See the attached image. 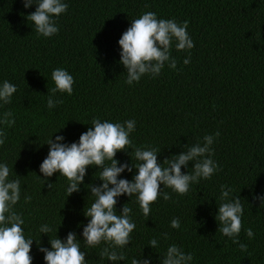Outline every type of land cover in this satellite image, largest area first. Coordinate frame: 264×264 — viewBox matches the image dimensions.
Masks as SVG:
<instances>
[{"label":"trees","instance_id":"trees-1","mask_svg":"<svg viewBox=\"0 0 264 264\" xmlns=\"http://www.w3.org/2000/svg\"><path fill=\"white\" fill-rule=\"evenodd\" d=\"M63 2L68 10L54 17L59 32L44 37L27 20L36 4L25 8L23 0H0V86L7 80L17 87L10 103L0 100V131L6 137L0 145V164L9 167V180L20 181V200L13 209L24 220L25 238L34 239L32 264H46L40 246L51 249V238L66 241L69 232L77 234L81 251L87 253L86 264H132L133 258L149 257L151 264H162L173 244L193 255L189 264H264V205L255 198L264 196V0ZM149 11L181 25L188 21L195 46L178 51L173 39L170 51L176 69L166 62L158 76L145 74L129 85L120 63L119 39L133 19ZM189 56L190 63L184 64ZM56 68L67 70L75 82L71 95L55 93L53 99L63 102L50 109L47 101ZM7 111L13 114L9 119H15L12 126L3 123ZM94 118L136 121L129 149L116 154L120 164H134L135 148L161 150L157 155L163 164L166 157L187 151L185 145H203L204 136L212 135V159L220 167L210 179L191 183L184 195L161 184L148 217L135 195L117 197V215L125 204L132 209L136 227L130 243L113 248L102 241L87 247L83 227L90 217L84 213L95 200L90 184L103 183L99 167L88 166L80 190L68 196V179L59 172L45 178L40 165L51 137L78 142L93 127ZM193 164L182 166V172H192ZM137 171L125 169L118 178L131 181ZM221 186L232 190L230 198L240 196L244 211L238 240L247 245L246 251L218 230ZM164 192L170 200L163 198ZM173 218H179L180 228L171 227ZM45 224L52 229L49 234L40 232ZM248 228L253 238L247 236ZM153 238L156 248L148 245ZM105 247L126 259L101 258Z\"/></svg>","mask_w":264,"mask_h":264},{"label":"clouds","instance_id":"clouds-1","mask_svg":"<svg viewBox=\"0 0 264 264\" xmlns=\"http://www.w3.org/2000/svg\"><path fill=\"white\" fill-rule=\"evenodd\" d=\"M24 7L29 8L36 4V10L27 15V20L34 24V30L44 37H51L59 32L54 17H59L68 10V4L63 0H23ZM188 21L178 24L175 19H158L155 12H145L139 18L133 19L131 26L119 39L121 46L120 63L127 70L126 83L131 85L139 82L145 74L156 77L160 74L165 63L176 69L177 61L171 56L172 41L175 39L176 49H192L195 45L188 32ZM190 63V56L184 60V64ZM52 80L55 87L50 91L47 106L51 109L62 103V100H54L56 92L68 95L73 93L74 77L65 69L56 68L52 72ZM17 91L16 85L5 80L0 86V100L5 104L11 102L13 93ZM12 113H4L3 123L12 126L15 119ZM93 127L82 133L78 142L64 143L65 137L58 135L53 140L51 137L47 144L49 152L40 165V172L44 177H51L59 172L69 181L66 191L68 196L80 190L84 182L88 166L99 167V179L103 181L100 185H91V194L95 197L90 207L85 209V216L90 217L88 223L83 227L84 242L87 247H95L102 241L111 247H124L130 243V233L136 225L131 221V208L124 205L120 215L116 214L117 197L127 194L137 197L140 208L145 217L151 212L150 204L155 202L160 193V186L172 188L173 191L184 195L189 191L190 184L198 183L200 178L210 179L219 169V164L212 159L214 136L205 135L204 143L194 144L187 147V151L171 157H166L163 164L158 162L156 148H135L134 156H131L134 164H120L116 159L118 151L129 149L132 144L129 139L130 133L135 130L136 121L127 120L122 123L101 121L98 118L92 120ZM217 131L215 136L218 137ZM5 134L0 131V145L5 142ZM111 161L106 165L105 161ZM193 161V171L184 173L182 166H188ZM119 165V166H118ZM162 165H167L163 167ZM135 167L138 171L133 180L119 179L121 173L127 169L129 172ZM10 169L7 164H0V264H32L30 255L33 240L26 239L24 235V220L20 214L14 211L20 200V181L9 180ZM52 184L48 187L51 189ZM222 203L218 204L216 219L219 222V231L229 238L233 243H238L242 250H247V245L239 243L238 237L242 228L241 217L243 206L239 195L230 198L231 189L221 186ZM163 198L170 200L169 193L164 192ZM264 205V196L255 197ZM31 197L26 196L25 201L30 202ZM172 228H180L179 218H173ZM52 231L47 224L40 227L42 234ZM249 238L254 237L251 228L246 229ZM167 236V234H165ZM51 249L40 246L39 250L45 253L46 264H86V252L81 251L80 244L75 232H69L65 240L57 238L50 239ZM39 244V242L37 241ZM148 245L153 248L157 246V240L153 238ZM101 258L107 257L111 261L125 260L123 253L103 248L100 252ZM193 260L191 253L185 254L177 245H170L162 264H189ZM132 264H151V258H133Z\"/></svg>","mask_w":264,"mask_h":264}]
</instances>
